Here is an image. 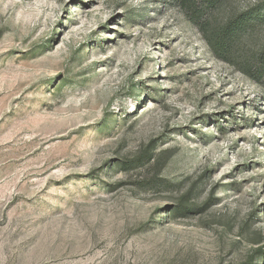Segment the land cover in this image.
<instances>
[{"label": "rangeland", "instance_id": "1", "mask_svg": "<svg viewBox=\"0 0 264 264\" xmlns=\"http://www.w3.org/2000/svg\"><path fill=\"white\" fill-rule=\"evenodd\" d=\"M0 264H264V88L178 0H0Z\"/></svg>", "mask_w": 264, "mask_h": 264}, {"label": "trees", "instance_id": "2", "mask_svg": "<svg viewBox=\"0 0 264 264\" xmlns=\"http://www.w3.org/2000/svg\"><path fill=\"white\" fill-rule=\"evenodd\" d=\"M179 6L196 24L210 49L217 57L235 65L251 79L264 88V47L252 54L242 55L237 39L242 32L254 27L255 23L264 21V5H257L248 10L232 13L223 22L214 20L226 0H178ZM137 160L128 162V167Z\"/></svg>", "mask_w": 264, "mask_h": 264}]
</instances>
